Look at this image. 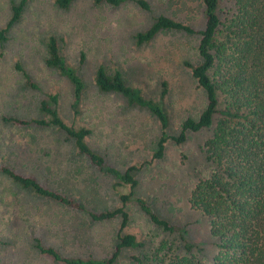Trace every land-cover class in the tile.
<instances>
[{
  "label": "rangeland",
  "instance_id": "rangeland-1",
  "mask_svg": "<svg viewBox=\"0 0 264 264\" xmlns=\"http://www.w3.org/2000/svg\"><path fill=\"white\" fill-rule=\"evenodd\" d=\"M19 1L0 0V28L9 20L12 4ZM147 1L149 11L133 1L111 6L74 0L63 9L55 0H27L8 29L7 40L0 42V163L33 173L95 210L117 206L119 195L130 191L128 184H117L115 177L90 165L77 153L73 139L55 126L17 127L1 120L2 114L48 119L40 109L41 100L57 94L61 117L89 127L87 142L94 150L120 170L138 167L133 171L134 197L147 199L162 217L186 223L187 239L203 248L186 254L178 235L153 224L132 200L126 205V231L144 245L123 249L115 264H162L170 256L184 254L212 264L219 248L209 233L210 219L190 205L189 197L196 182L213 171L204 145L222 116L216 114L209 127L187 132L181 143L167 142L163 157L155 159L152 152L160 132L155 116L146 108L128 105L120 93L100 92L93 82L94 71L102 64L109 71L119 69L129 84L157 99L160 83L166 80L169 135L178 134L183 120L197 118L204 109L205 92L184 65L201 60L200 36L163 30L146 44L137 45L134 39L159 14L202 28L201 0ZM219 2L218 15L224 21L235 9L234 0ZM49 34L58 38L61 54L85 83L77 115L70 108V83L45 63ZM27 77L36 87L26 84ZM218 99V109H224L227 99L219 93ZM118 224V218L93 221L85 212L42 198L0 172V264H63L39 253L34 236L65 255L106 257L116 243Z\"/></svg>",
  "mask_w": 264,
  "mask_h": 264
},
{
  "label": "trees",
  "instance_id": "trees-1",
  "mask_svg": "<svg viewBox=\"0 0 264 264\" xmlns=\"http://www.w3.org/2000/svg\"><path fill=\"white\" fill-rule=\"evenodd\" d=\"M74 0H55L63 9ZM119 6L133 1L142 9L150 10L147 0H92ZM27 0L11 6V16L0 28V42L7 40L8 29L19 19ZM204 23L200 29L191 24L159 14L144 30L134 34L135 43L142 45L152 41L163 30H181L200 36L198 63L184 62L192 76L205 92L206 105L197 118L182 121L176 135H169V113L165 104L168 93L166 80L161 81L157 99L146 97L142 89L129 84L119 69L107 70L99 64L93 74V82L100 92L120 93L130 106L146 108L159 123V138L152 158L164 155L167 142L185 141L187 132L209 127L216 114L217 122L212 136L205 142L207 159L213 165L212 173L196 182L190 192V205L210 219L209 233L219 248L212 264H264V0H234L235 9L224 21L218 15L219 0H201ZM47 66L54 68L71 85L70 108L79 114L85 83L78 69L67 62L59 49V40L49 34L45 41ZM83 56L81 55V60ZM20 67L19 65L17 66ZM26 84L36 87L29 77ZM218 93L227 99V106L218 109ZM42 99L41 111L45 118H21L2 114L1 120L17 127L55 126L74 141L78 154L84 156L95 169L115 177L117 184H128L130 191L119 195V204L110 209L95 210L80 200L51 187L33 173H22L1 162L0 172L20 187L76 211L85 212L93 221L119 219L116 243L111 253L103 258L78 257L62 254L59 249L43 243L39 236L33 237L34 247L63 264H115L125 248L142 247L137 236L126 231L129 212L126 205L134 200L149 220L170 233H176L183 249L189 254L193 249L203 248L187 239V224L172 222L155 210L142 197H134L137 180L135 165L120 170L110 164L104 155L87 142L91 129L66 122L60 115L57 94H47ZM174 255L162 264H205L188 255Z\"/></svg>",
  "mask_w": 264,
  "mask_h": 264
}]
</instances>
